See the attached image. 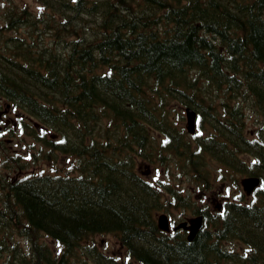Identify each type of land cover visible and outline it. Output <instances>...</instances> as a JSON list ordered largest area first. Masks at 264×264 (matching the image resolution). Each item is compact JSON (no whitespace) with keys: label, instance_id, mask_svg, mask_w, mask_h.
I'll return each mask as SVG.
<instances>
[{"label":"trees","instance_id":"obj_1","mask_svg":"<svg viewBox=\"0 0 264 264\" xmlns=\"http://www.w3.org/2000/svg\"><path fill=\"white\" fill-rule=\"evenodd\" d=\"M36 1L2 2L0 110H20L16 137L38 146L0 168V264H264V0ZM172 105L194 109L207 137L183 139ZM52 154L74 157L77 175L27 172ZM151 155L183 159L196 181L213 155L262 186L253 202L205 211L188 241L155 221L161 183L135 168ZM104 233L131 260L103 251Z\"/></svg>","mask_w":264,"mask_h":264},{"label":"rangeland","instance_id":"obj_2","mask_svg":"<svg viewBox=\"0 0 264 264\" xmlns=\"http://www.w3.org/2000/svg\"><path fill=\"white\" fill-rule=\"evenodd\" d=\"M10 1L17 2L20 5H27L32 11H37L42 8L41 3L36 0H0V23L4 22L3 20L5 16V9L2 6V2ZM5 22L2 25H5ZM20 29L23 30L24 27L21 26ZM7 32L11 33L12 29H7ZM172 106L173 107H170L169 112L174 124L180 123L184 125V107L176 109L177 105ZM11 115H13V113H11ZM247 116L248 118L246 119V126L244 127V131L249 134L248 137H254L258 129V125L256 122V118H258V115L256 114V112L249 111L247 113ZM209 132L210 130L205 127H201L199 131V133L202 134L200 136L204 137H207V134ZM23 134H25L26 136H22L21 138L15 137L14 139H12V137L10 136L7 141L11 143H7L5 141V143L0 144V168H4L7 164L6 158H8L9 156H7V153L5 151L14 152L16 150L24 151L26 148H37L38 144L34 142L32 137L27 135L25 132H23ZM154 134V143L160 145L163 136L160 134L159 130H155ZM191 136L193 135L187 132V134L183 136V139L188 141L192 140ZM241 157H244L247 160L249 158L247 157V155ZM60 160L62 162L64 161L62 155H60ZM53 163L55 162L42 161V163H40L38 161L37 170L39 172L53 171ZM139 163L140 164H138V168L141 167L144 171L139 172L138 170V172L145 178L153 180L152 176H158L160 177V183H163L166 188H172L174 191H176L177 195L182 197L185 196V194L188 195L186 196L188 199H176L175 202V199H172V194L163 192L164 204L162 206V210L167 211L169 216L173 220H175L174 224L185 220V217L189 218L195 216L196 214L192 213L194 208L203 209L208 206L213 210L214 205H212V200L222 201L223 199L239 197V195L241 194L242 198H249L248 196H245L242 186L240 185V180H242V178H244L246 175H243L240 172H236L232 169L227 170V167H223V164L217 162V159L215 160V157L213 155H208L204 158H201L199 161H196L197 166L202 164L201 174L198 181L194 180L193 175H190L187 167L181 170L179 164L183 163V159L176 158V156L166 155V157L162 161H157L154 155H151L150 164L143 160H140ZM188 164L191 163H187V165ZM65 166H67L66 161L64 163V170L66 169ZM32 170L33 166L27 172H31ZM167 199L170 200V202L168 203L169 207L165 205ZM94 241H96V244L100 246L103 251L116 254L117 258H119V260H121L122 262H127L130 259L126 254L121 252V247L117 240V236H115L114 234L106 233L102 235H96L94 237Z\"/></svg>","mask_w":264,"mask_h":264},{"label":"water","instance_id":"obj_3","mask_svg":"<svg viewBox=\"0 0 264 264\" xmlns=\"http://www.w3.org/2000/svg\"><path fill=\"white\" fill-rule=\"evenodd\" d=\"M194 125H195V111L191 108H186V127L188 129L189 132H193L194 131ZM243 186L244 188L249 191L255 184H257V180L254 179V178H246L244 179L243 181ZM199 220L200 218H196L194 219V223L192 225L189 226L190 228V234L188 235V239H192L196 233V231L198 230L199 228ZM159 225L162 227V228H165L166 227V223H165V220L164 218H160L159 220ZM183 226L185 227L186 224L184 223H181L179 224L178 226Z\"/></svg>","mask_w":264,"mask_h":264},{"label":"snow or ice","instance_id":"obj_4","mask_svg":"<svg viewBox=\"0 0 264 264\" xmlns=\"http://www.w3.org/2000/svg\"><path fill=\"white\" fill-rule=\"evenodd\" d=\"M221 215H223V213H221Z\"/></svg>","mask_w":264,"mask_h":264}]
</instances>
